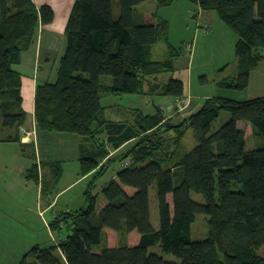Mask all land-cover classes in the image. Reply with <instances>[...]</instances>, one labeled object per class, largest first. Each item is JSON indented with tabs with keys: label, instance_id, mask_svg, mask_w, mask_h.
<instances>
[{
	"label": "trees",
	"instance_id": "1",
	"mask_svg": "<svg viewBox=\"0 0 264 264\" xmlns=\"http://www.w3.org/2000/svg\"><path fill=\"white\" fill-rule=\"evenodd\" d=\"M146 0H74L65 25L66 49L60 58L55 82L38 83L34 117L45 131L78 135L82 175L90 173L85 191L88 206L70 210L62 220L65 237L47 247L33 246L20 264H264V96L246 100L208 97L179 122L158 108L137 110L130 120L105 116L103 95L155 93L184 96V81L172 75L177 50L165 32L168 22L154 15L146 21L137 6ZM175 0H156L158 7ZM203 11H214L237 35V74L225 82L244 90L249 77L264 59V0H190ZM49 4L33 0H0V119L19 139L27 120L22 107L21 73L17 69L23 50L32 43L39 24L54 20ZM164 39L168 57L152 59L153 46ZM108 77V82L103 78ZM220 109L229 119L213 129ZM195 145L180 152L188 128ZM254 133L263 144L245 148V137ZM131 140L117 155V149ZM124 166L102 187L99 207L91 192L95 180L109 164ZM52 175H61L59 164ZM27 177L38 182L33 166ZM155 185L158 229L151 222L149 188ZM42 191L50 194L51 182ZM194 191L203 201L191 196ZM198 214L208 216V235L193 240L191 224ZM160 243L164 253L179 262L149 252Z\"/></svg>",
	"mask_w": 264,
	"mask_h": 264
},
{
	"label": "rangeland",
	"instance_id": "2",
	"mask_svg": "<svg viewBox=\"0 0 264 264\" xmlns=\"http://www.w3.org/2000/svg\"><path fill=\"white\" fill-rule=\"evenodd\" d=\"M67 2L68 0H63L61 7H66ZM113 11L114 15L118 16V0H113ZM196 11L197 6L190 0H175L171 5L160 7L157 13L158 17L168 22L165 36L172 46L179 50L188 45L183 53L172 57L173 71L166 73V77L162 76V79H165L172 75L184 81V97L189 98L191 102L183 113L190 114L196 111L208 97L212 96L235 100L264 96V59L251 71L248 86L244 90L225 86V82L234 80L237 74L235 54L237 35L214 11H210L214 16L211 25L205 24L204 19ZM167 48L164 39H160L153 47L152 59L167 58ZM103 80L108 82L109 78L104 77ZM175 98L155 93H120L103 95L102 103L106 106L105 114L108 118L119 115L122 119H129L136 109L144 113H153L159 108L163 115H167ZM229 117L227 110L220 109L212 128L220 127ZM0 123L2 126L1 119ZM52 133L64 137L59 136L61 135L59 131ZM62 142L70 144V140ZM195 143L192 128L189 127L178 150L189 151ZM262 144L263 139L257 134L249 133L245 137L246 149H253ZM29 164L30 159L23 155L17 146H6V149L0 150V264H20L24 254L33 246L47 247L57 244L67 233L62 220L63 214L88 206L85 191L91 177L88 176L90 173L82 175L80 160L74 163L69 160L61 162L62 174L58 179L55 180L52 174L46 177L47 182L54 179L50 181V200L56 196L49 207H46L47 199L44 201L40 197L36 182L24 177V170ZM123 166V161L114 160L95 180L91 192L96 195L99 207L105 200L101 193L102 187H105L116 171ZM191 196L197 201H203L201 194L194 191L191 192ZM149 202L151 222L153 227L158 229L155 185L149 188ZM207 235L208 216L198 214L191 224V237L193 240H202ZM148 251L160 254L166 260L179 262L173 254L164 253L160 243L150 246ZM260 252L264 256V245Z\"/></svg>",
	"mask_w": 264,
	"mask_h": 264
},
{
	"label": "crops",
	"instance_id": "3",
	"mask_svg": "<svg viewBox=\"0 0 264 264\" xmlns=\"http://www.w3.org/2000/svg\"><path fill=\"white\" fill-rule=\"evenodd\" d=\"M33 1L37 6L42 4H49L52 6L55 16L52 23L38 25L32 43L28 49L21 52L20 63L18 64L17 69L21 73V93L23 97L22 107L27 113V120L25 124L20 127L18 132L19 139L16 141H0V150L3 148L6 149V146H17L20 149V152L30 159V164L24 170V177L27 180L36 182L40 191V197H42L44 201L47 199L46 207H49L54 202L56 196L50 200L49 194H44L42 191V183L46 180L47 176L50 177L52 174V165L59 164L62 172L61 162L69 160L74 163L80 159V145L82 140L78 135L69 132H59V134H61L59 136L64 137H58V135H54L56 133H52L53 131L41 130L37 126L34 117L35 90L38 83L46 81L55 82L57 79L60 58L66 49L65 25L74 0H68L67 6L64 8H62L63 0ZM159 8L160 7L156 4V0H146L137 6V9L143 13L146 21H154V15H157ZM196 12H198L199 16L204 19L205 24L211 25V22L214 21V16L210 11L200 10L197 6ZM179 98L185 99L184 96L176 97L174 103H172L170 113L167 111L168 114L165 115L167 118L171 117L175 122H179L188 115L183 113V110L188 104L184 107L175 106V102ZM187 100H189V98H187ZM137 110L138 109L132 113L129 119H122L119 115H114L113 117L115 118L109 119L130 120L133 118V115ZM22 128L29 130L31 134L29 136H23L21 132ZM0 130V138H4L7 135H14L15 133L14 129L4 128L2 126H0ZM68 140H70L69 145L62 142ZM131 142L132 141L129 140L117 149H110L109 155L114 156L124 151ZM33 166L37 169L38 182L35 181V179L27 177L28 170ZM88 176L90 177V175ZM53 180L54 179H50L49 181Z\"/></svg>",
	"mask_w": 264,
	"mask_h": 264
},
{
	"label": "built area",
	"instance_id": "4",
	"mask_svg": "<svg viewBox=\"0 0 264 264\" xmlns=\"http://www.w3.org/2000/svg\"><path fill=\"white\" fill-rule=\"evenodd\" d=\"M186 48H188V45L186 46ZM188 102H189V100H187V99H181V98H179V99H177V101L175 102V106H177V107H184V106H186L187 104H188ZM21 132H22V135L23 136H29L31 133L29 132V130H27V129H25V128H22L21 129Z\"/></svg>",
	"mask_w": 264,
	"mask_h": 264
}]
</instances>
